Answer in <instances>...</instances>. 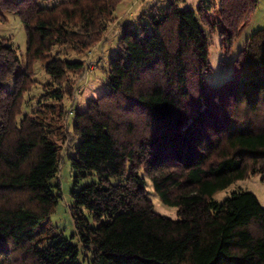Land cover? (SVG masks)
Masks as SVG:
<instances>
[{"label":"trees","instance_id":"16d2710c","mask_svg":"<svg viewBox=\"0 0 264 264\" xmlns=\"http://www.w3.org/2000/svg\"><path fill=\"white\" fill-rule=\"evenodd\" d=\"M41 1L49 0H0V22L16 13L27 36L24 59L0 36V264H82L81 255L87 264H264L256 194L213 198L252 175L264 182V27L236 59V70L251 76L218 85L205 78V27L219 28L229 51L259 0H219L216 15V0H198L195 9L168 0L121 24L109 90L73 118L76 183L97 175L72 191L77 243L49 237L42 222L62 198L55 137L64 132L63 99L86 65L51 52L97 45L122 0ZM37 61L51 78L40 102L60 104L48 120L41 110L24 111ZM145 176L178 218L155 211Z\"/></svg>","mask_w":264,"mask_h":264},{"label":"rangeland","instance_id":"374dc122","mask_svg":"<svg viewBox=\"0 0 264 264\" xmlns=\"http://www.w3.org/2000/svg\"><path fill=\"white\" fill-rule=\"evenodd\" d=\"M168 0H122L119 7L123 10L129 5L130 9L137 10L144 4V9L152 4L158 6L164 5ZM184 7L195 9L198 6V0H178ZM217 7L213 13L217 14ZM55 0L41 1L42 6H53ZM6 20L0 22V36L9 40L17 49L18 54L22 59L25 57L27 36L25 26L19 16L14 12H5ZM119 15V11H115ZM129 18V16H128ZM122 22L114 21L106 30L103 45H95L85 52L79 53L69 47L55 46L51 52L54 56L67 58L70 60H85L86 69L83 76L77 81V84L72 94H66L63 99V105L66 113V118L63 122L64 132L55 137L60 146V168L58 178L55 181L61 183L62 198H60L55 212L42 225L49 229L48 236H64L72 242L77 243L78 238L73 218L70 213V206L73 203L72 191L76 187L77 171L71 164V157L74 156V148L77 145L76 137L72 132V123L74 114L77 110L83 111L86 109L87 103L94 98L99 97L109 90L108 75L110 68V60L118 55V35L121 31ZM264 27V0H259L255 12L249 20L241 28L239 36L236 38L231 49L227 51L221 47V33L217 28L213 32L208 31L205 27L209 40V60L211 71L205 75L206 80L212 85H218L225 80L234 76H251V72L239 67L236 70V59L240 50L244 47L247 39L258 29ZM101 40V41H102ZM100 41V42H101ZM96 47V48H95ZM72 78L74 76L70 75ZM35 79L36 84L27 95V103L24 111L41 110L46 113V119L54 116L58 105L56 102L47 101L40 102V96L45 92V86L51 81V78L44 72L40 61L35 63ZM54 83V86H57ZM49 115V116H48ZM146 190L148 197L153 201L154 209L158 213L170 218H178V208L170 206L161 201L159 195L153 188L152 181L145 176ZM97 180L96 174H91L79 178L77 188ZM111 181L117 183L124 181L119 177H112ZM251 191L258 197L260 203L264 206V182L261 180V175H252L245 179H240L233 182L227 188L222 189L214 194L213 198L219 202L224 201L236 191ZM86 214L89 216L88 212ZM81 246V244H79ZM82 264H87L84 256H80Z\"/></svg>","mask_w":264,"mask_h":264},{"label":"crops","instance_id":"0c3cea01","mask_svg":"<svg viewBox=\"0 0 264 264\" xmlns=\"http://www.w3.org/2000/svg\"><path fill=\"white\" fill-rule=\"evenodd\" d=\"M178 1V0H177ZM179 2V1H178ZM181 4V3H180ZM182 5V4H181ZM144 6V4H143ZM139 7L137 10H133V8L130 9L129 5L126 7L125 10H123L122 8L119 7V5L117 6L116 10L115 11H119V15H116V20L117 22L121 21L122 24L125 23L126 21H133L134 19H136V17L142 13L143 11L146 10V8L144 9V7ZM183 6V5H182ZM129 16V18H128ZM120 36V33L118 35V37ZM100 44H98L99 46L100 45H103L105 44L104 43V40H102L101 42H99ZM97 45V46H98ZM96 48V47H95Z\"/></svg>","mask_w":264,"mask_h":264}]
</instances>
